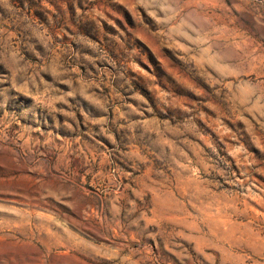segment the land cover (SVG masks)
Listing matches in <instances>:
<instances>
[{
	"label": "rangeland",
	"instance_id": "1",
	"mask_svg": "<svg viewBox=\"0 0 264 264\" xmlns=\"http://www.w3.org/2000/svg\"><path fill=\"white\" fill-rule=\"evenodd\" d=\"M0 264H264V0H0Z\"/></svg>",
	"mask_w": 264,
	"mask_h": 264
}]
</instances>
